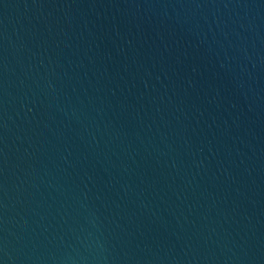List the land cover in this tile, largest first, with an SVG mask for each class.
Here are the masks:
<instances>
[{"label": "water", "instance_id": "95a60500", "mask_svg": "<svg viewBox=\"0 0 264 264\" xmlns=\"http://www.w3.org/2000/svg\"><path fill=\"white\" fill-rule=\"evenodd\" d=\"M0 264H264V0H0Z\"/></svg>", "mask_w": 264, "mask_h": 264}]
</instances>
